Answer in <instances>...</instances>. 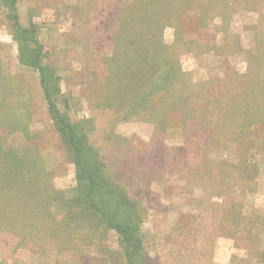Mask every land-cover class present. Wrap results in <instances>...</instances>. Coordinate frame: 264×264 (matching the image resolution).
Listing matches in <instances>:
<instances>
[{"label":"rangeland","instance_id":"374dc122","mask_svg":"<svg viewBox=\"0 0 264 264\" xmlns=\"http://www.w3.org/2000/svg\"><path fill=\"white\" fill-rule=\"evenodd\" d=\"M15 10L26 33L0 0V159L7 148L39 163L49 201L40 217L25 186L0 175V264H264V0H15ZM37 72L52 75V95ZM68 124L118 209L111 195L108 208L75 201ZM14 210L43 227L19 236L29 229L9 224ZM101 210L131 226L133 254Z\"/></svg>","mask_w":264,"mask_h":264},{"label":"trees","instance_id":"16d2710c","mask_svg":"<svg viewBox=\"0 0 264 264\" xmlns=\"http://www.w3.org/2000/svg\"><path fill=\"white\" fill-rule=\"evenodd\" d=\"M5 2L6 7H8V14L7 18L9 19L12 27L16 29L17 32L26 33L19 22H18V14L15 10V0H3ZM24 39H28L26 41H29L31 38L29 36L24 35ZM35 41V40H34ZM37 43V40L35 41ZM31 51L34 50L30 47ZM27 53H29L27 51ZM24 61V60H23ZM34 65V64H31ZM43 71V70H42ZM39 76V82L41 84V88L43 91V94L48 97L52 95V89L55 87L54 79L52 78V75L48 72H37ZM49 115L57 119L59 117V110L56 108L54 103L49 104L48 108ZM60 123L58 120L56 122V126ZM62 136L66 140V143L70 146V152L71 157L76 160V173H77V181L78 185L75 189V201H78L79 203L83 204V206L87 209H89L91 206H89L91 201H95L98 198L100 200L107 201V208H108V196L111 195L112 199V205L116 207L115 209H118L120 206L119 203H117V195L112 194L113 192L105 191L106 187L104 185H100V180L97 176V172L90 168L89 161L86 159L89 158L90 160V151L88 150V147L85 143L81 142V139L77 136V132L71 130V125H65L62 130ZM3 158L0 159V164H3L4 168L0 170L1 179L3 181L2 184L9 185L11 187L15 186H25V192H26V198H32L33 200H36L37 202L33 201L35 206L37 205L38 210L40 211V217L43 214L47 213L46 203L45 201H49V198L44 201V196L46 195V190H44L43 184L45 183L47 172H44L40 167L39 163L36 164L35 161H30L28 158L18 159V156L15 155V153L12 151L10 152L7 148L4 150ZM89 155V157L87 156ZM92 155V154H91ZM84 156V158H83ZM99 180V181H98ZM103 181H106V179L103 178ZM107 193V194H106ZM55 195V194H54ZM52 197V196H48ZM55 197V196H53ZM72 201V200H71ZM0 204V209L2 210V205ZM67 205H73V203L68 202ZM129 205V204H128ZM114 209V210H115ZM100 210V209H99ZM3 211V210H2ZM33 211V210H32ZM43 214H42V213ZM101 210L100 213V221L105 225V227L110 228L114 230L117 234L120 236V240H122L123 243L126 244V246L131 247V254L136 250V248L139 245V242L135 239V237L132 235V228L129 224L125 223L123 219L119 220H108L105 216V212ZM7 213V212H6ZM32 212L28 211L27 214L21 215L14 210L13 216L15 217V220L12 222L10 221L9 224L13 225L15 227H26L29 229L27 232L19 233V236L25 235L26 233L33 234L37 231H33L34 229H39L40 227H43L39 224H34L31 222V220H28L32 217ZM127 214V212H126ZM74 214H72L73 216ZM9 220H10V215ZM35 216V214H33ZM64 216L63 218H67ZM122 217V216H121ZM20 218V219H19ZM123 218V217H122ZM27 220V221H26ZM26 221V222H25ZM136 226V223H135ZM69 227V226H67Z\"/></svg>","mask_w":264,"mask_h":264}]
</instances>
